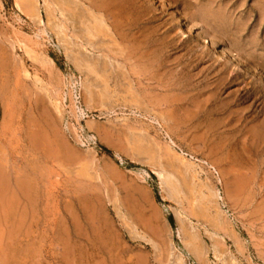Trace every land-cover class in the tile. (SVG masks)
<instances>
[{
    "label": "rangeland",
    "instance_id": "1",
    "mask_svg": "<svg viewBox=\"0 0 264 264\" xmlns=\"http://www.w3.org/2000/svg\"><path fill=\"white\" fill-rule=\"evenodd\" d=\"M35 1L0 0V264H264V0Z\"/></svg>",
    "mask_w": 264,
    "mask_h": 264
},
{
    "label": "bare ground",
    "instance_id": "2",
    "mask_svg": "<svg viewBox=\"0 0 264 264\" xmlns=\"http://www.w3.org/2000/svg\"><path fill=\"white\" fill-rule=\"evenodd\" d=\"M22 1H28L29 2V4H31V6H32V8H31V11H33V15H36L37 13V11L36 12H34L35 11V0H33V2H31V0H16V7L18 8V10L20 11V12H22V13H27L26 12V10L24 9V7L22 6ZM27 3V2H26ZM160 5V4H159ZM36 10H38V9H36ZM30 17V16H29ZM178 21H179V18L177 19ZM87 22V21H86ZM85 22V23H86ZM188 32V31H187ZM184 35H185V32H184ZM193 35V34H192ZM204 41V43H207V44H209V42L205 39V40H203ZM210 45H212L211 43H210ZM214 45V44H213ZM29 50V49H28ZM221 50V49H220ZM31 52H33V51H31ZM221 52V51H220ZM28 54V53H27ZM224 54V53H223ZM231 56H233V57H236V55L235 54H232ZM236 61H237V59H236ZM241 63H239L238 62V64H237V66H241L240 65ZM261 78V77H260ZM74 84V83H73ZM54 106H55V108H56V110L58 111V112H61V106H60V103L59 102H55L54 103ZM3 186V185H2ZM19 201V200H18ZM1 208V207H0ZM7 216V215H6ZM14 217V216H13ZM8 219V218H7ZM6 223V222H5ZM9 224V223H8ZM2 225H3V223H2ZM6 226H9V225H7L6 224ZM10 227V226H9ZM7 227H5L4 226V229H6ZM2 229V228H1ZM22 236V235H21ZM2 237V236H1ZM5 237H7V236H5ZM4 237V238H5ZM154 248V247H153ZM5 251H7V250H5ZM4 251V252H5ZM4 252H1L2 254H1V259H2V261L4 260L6 263H9L10 261L8 260V258L9 257H7V254H4ZM9 256V255H8ZM12 258V257H11ZM22 259V258H21ZM11 260V259H10ZM3 263V262H2ZM16 264V263H15Z\"/></svg>",
    "mask_w": 264,
    "mask_h": 264
},
{
    "label": "trees",
    "instance_id": "3",
    "mask_svg": "<svg viewBox=\"0 0 264 264\" xmlns=\"http://www.w3.org/2000/svg\"><path fill=\"white\" fill-rule=\"evenodd\" d=\"M171 221L173 222V219H172V217H171Z\"/></svg>",
    "mask_w": 264,
    "mask_h": 264
}]
</instances>
